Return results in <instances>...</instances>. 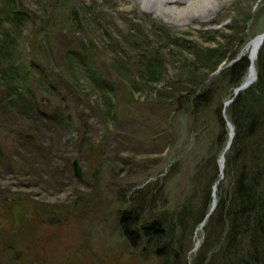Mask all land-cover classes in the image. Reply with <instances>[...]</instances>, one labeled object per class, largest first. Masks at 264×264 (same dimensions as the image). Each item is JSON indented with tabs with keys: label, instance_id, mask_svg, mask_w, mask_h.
I'll list each match as a JSON object with an SVG mask.
<instances>
[{
	"label": "rangeland",
	"instance_id": "rangeland-1",
	"mask_svg": "<svg viewBox=\"0 0 264 264\" xmlns=\"http://www.w3.org/2000/svg\"><path fill=\"white\" fill-rule=\"evenodd\" d=\"M148 3L0 0V264H162L123 236L121 200L168 172L172 94L207 73V50L264 34V0ZM200 151L179 159L160 212L187 198Z\"/></svg>",
	"mask_w": 264,
	"mask_h": 264
},
{
	"label": "trees",
	"instance_id": "trees-1",
	"mask_svg": "<svg viewBox=\"0 0 264 264\" xmlns=\"http://www.w3.org/2000/svg\"><path fill=\"white\" fill-rule=\"evenodd\" d=\"M14 16L23 18L19 10ZM253 39L231 56L222 53V48L207 50L202 59L209 64L207 73L172 94L178 127L171 142L176 151L174 163L165 175L134 188L121 200L123 236L133 248L148 243L162 264H264V45L254 62L257 82L234 98L250 72L246 47ZM103 85L109 88L108 83ZM228 101L232 102L225 108ZM184 118L185 127L184 121L181 126ZM45 119L66 123L59 112ZM228 123L235 138L226 152ZM190 149L195 154L201 150L197 155L206 153L190 176L189 194L174 212H160L169 205L165 191L178 172L179 159ZM214 200L217 206L210 215ZM195 234L201 242L192 251Z\"/></svg>",
	"mask_w": 264,
	"mask_h": 264
},
{
	"label": "water",
	"instance_id": "water-1",
	"mask_svg": "<svg viewBox=\"0 0 264 264\" xmlns=\"http://www.w3.org/2000/svg\"><path fill=\"white\" fill-rule=\"evenodd\" d=\"M264 45V34L263 35H260V36H256V38L251 41L248 46L246 47L247 49H249V47L253 48L250 53H249V56H248V59H250L251 61V66L249 68L250 72H249V76H248V79L245 80V83L243 85H241L240 87H238L234 92V98H237L238 95L242 92V91H245L247 90L249 87H251L252 85H254L257 81V71L255 70V67H254V62L257 60V56H258V53L260 52V50L262 49V46ZM222 70V68L218 69V73H220ZM232 101H228L225 105V108H227L230 104H231ZM225 112V111H224ZM229 125V128H230V140H229V143L227 145V151H229V149L231 148V144H232V141L234 140L235 136H234V128L232 125H230V123H228ZM73 165V170H74V175L76 177V179H80L82 178V168L80 167V164L77 162V161H74L72 163ZM224 166H225V158L222 156V159L220 161V166H219V169L221 170V180L223 179V175H224ZM94 178H97L98 176V173L96 172L94 174ZM217 186L214 187V199L216 197V190H217ZM217 206V202L214 200V205H213V208L211 209V212H210V215L212 214V212L215 210ZM210 215L206 218L208 219L210 217ZM205 226L204 223H202V228ZM195 248L192 250V251H196L199 247H200V242L197 241L195 243Z\"/></svg>",
	"mask_w": 264,
	"mask_h": 264
},
{
	"label": "bare ground",
	"instance_id": "bare-ground-1",
	"mask_svg": "<svg viewBox=\"0 0 264 264\" xmlns=\"http://www.w3.org/2000/svg\"><path fill=\"white\" fill-rule=\"evenodd\" d=\"M154 1V3H152V6H150L148 3L147 9H149L150 12L155 13L158 12V10L160 9V7H163L166 4H170V3H175L176 0H152ZM186 1H190V0H186ZM204 3H208L209 0H202ZM251 48V47H250ZM253 48H251L252 50ZM249 76V74H248ZM248 76L246 78V80L248 79Z\"/></svg>",
	"mask_w": 264,
	"mask_h": 264
}]
</instances>
